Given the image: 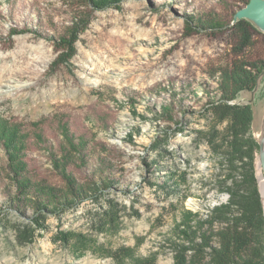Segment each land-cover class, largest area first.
Instances as JSON below:
<instances>
[{
    "label": "rangeland",
    "instance_id": "obj_1",
    "mask_svg": "<svg viewBox=\"0 0 264 264\" xmlns=\"http://www.w3.org/2000/svg\"><path fill=\"white\" fill-rule=\"evenodd\" d=\"M249 1L0 0V121L19 128L25 164L16 179L0 142V264H175L168 239L183 213L208 219L230 197L228 121L209 101L235 67L264 65V33L235 20ZM77 20L73 56L55 66ZM250 98L228 103L252 108L261 192L264 77ZM67 177L113 185L50 215L47 229L34 226L32 192L67 193ZM32 227V241H21Z\"/></svg>",
    "mask_w": 264,
    "mask_h": 264
},
{
    "label": "trees",
    "instance_id": "obj_2",
    "mask_svg": "<svg viewBox=\"0 0 264 264\" xmlns=\"http://www.w3.org/2000/svg\"><path fill=\"white\" fill-rule=\"evenodd\" d=\"M93 1L100 3L98 8L110 3L109 0ZM114 1L120 0H112ZM239 23L242 24V21ZM84 24L83 20L75 21V28L71 30L69 36L60 39V44L66 51L55 59V66L64 64L73 56V45L78 40V34ZM253 67L254 71L243 65L231 70L227 75L223 96L218 100L209 101L210 105L222 110V120L228 121L227 134L223 138L225 141L223 154L225 161L232 167L229 175L231 183L225 187L230 197L226 203L214 207L208 219H199L198 214L191 210L183 213L182 220L176 227V236L168 239L174 252L175 264H204L207 255L210 256L207 264H264V208L255 171L257 143L249 136L252 108L250 104L228 103L239 93L253 90L264 65L253 64ZM19 138L21 135L18 127L0 121V142L4 145L10 160L15 162L13 170L17 174L16 179H20L18 176L22 172L21 168L25 166L18 161V155L22 152ZM155 147L161 148L160 141ZM67 178L69 186L67 193L60 191L46 193L43 189L40 192H32L29 201L34 226L47 229L46 220L50 215H60L65 210L74 208L82 198L99 200L104 191L113 185L109 179H100L88 189L83 186L77 187L76 180ZM159 187L168 189L164 184ZM17 208L21 209L20 205ZM216 223L220 225L218 229H214ZM205 225H209L210 229L205 230ZM33 230L34 227L22 229L21 241L31 242ZM214 238L218 240L217 244L213 243ZM59 239L66 244L70 242L65 231L59 232ZM132 259V264H146L139 259Z\"/></svg>",
    "mask_w": 264,
    "mask_h": 264
},
{
    "label": "water",
    "instance_id": "obj_3",
    "mask_svg": "<svg viewBox=\"0 0 264 264\" xmlns=\"http://www.w3.org/2000/svg\"><path fill=\"white\" fill-rule=\"evenodd\" d=\"M247 19L256 28L264 33V0H250L245 7L239 9L235 14V20ZM264 77V69L259 74L255 88L252 91L247 90L246 92L251 93V98L247 100L249 103H253L255 94L258 91L261 80ZM244 101V100H243ZM260 161L264 167V147L260 144ZM264 208V205H263Z\"/></svg>",
    "mask_w": 264,
    "mask_h": 264
},
{
    "label": "bare ground",
    "instance_id": "obj_4",
    "mask_svg": "<svg viewBox=\"0 0 264 264\" xmlns=\"http://www.w3.org/2000/svg\"><path fill=\"white\" fill-rule=\"evenodd\" d=\"M259 143L262 145V147H264V136H263L262 140L259 141ZM259 163H258L259 164V167H258L259 170L261 168L263 170V172H264V167H263L261 161ZM259 172H260L259 173V178H260V184H261L260 188H261L262 200H263V205H264V175L261 173V170Z\"/></svg>",
    "mask_w": 264,
    "mask_h": 264
}]
</instances>
